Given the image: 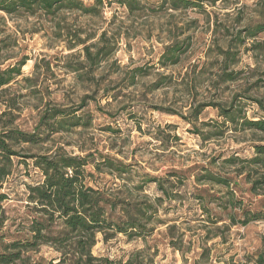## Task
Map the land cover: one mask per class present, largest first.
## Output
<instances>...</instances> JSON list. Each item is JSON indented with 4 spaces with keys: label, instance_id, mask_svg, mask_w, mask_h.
Returning <instances> with one entry per match:
<instances>
[{
    "label": "rangeland",
    "instance_id": "374dc122",
    "mask_svg": "<svg viewBox=\"0 0 264 264\" xmlns=\"http://www.w3.org/2000/svg\"><path fill=\"white\" fill-rule=\"evenodd\" d=\"M82 1L94 2L93 14L39 12L11 20L0 13L1 67L25 61L22 75L6 93L15 97L18 108L11 126L31 133L46 111L90 113L85 127L65 125L64 131L54 133L51 125H41L40 143L15 150L21 155L55 150L81 157L107 155L131 165L128 186L137 184L144 173L164 177L168 171L193 170L180 190L182 197L163 205L169 207L166 218L175 224L180 250L168 245L166 228L158 227L147 239L150 252H155L154 264H256L264 222L227 231L222 223L199 221L205 217L190 193L191 176L202 174L200 167L215 159L216 168L218 155L250 157L259 140L238 127L234 131L221 114L232 107L247 119L261 116L252 101L264 103V33L251 38L246 30L264 24V0H188L200 7L179 3L178 9H173L174 0H136L138 6L132 10L118 0H100L99 5L96 0ZM94 46L103 47L106 54L95 66L84 55V48L94 52ZM172 46L180 49L175 65L161 58L164 49ZM226 51L236 54V63L224 70L221 52ZM224 74H234L235 81H227ZM3 110L0 105V113ZM4 123L9 124L6 119ZM219 171L228 174L232 169ZM101 176L108 188L123 184ZM40 178L36 169L26 170L23 165L10 178L8 185L15 194L7 206L9 236L21 229L15 217L27 211L23 183ZM145 194L154 195V187ZM97 239L93 256L120 258L143 247L122 236L106 244L100 236ZM29 256L31 264H46L57 254L42 246Z\"/></svg>",
    "mask_w": 264,
    "mask_h": 264
},
{
    "label": "trees",
    "instance_id": "16d2710c",
    "mask_svg": "<svg viewBox=\"0 0 264 264\" xmlns=\"http://www.w3.org/2000/svg\"><path fill=\"white\" fill-rule=\"evenodd\" d=\"M118 1L129 10L138 6L136 0ZM179 3L186 7H200L197 2L174 0L173 9H178ZM95 4H101L100 0H96ZM75 11L91 15L95 11L94 2L88 5L82 0H0V13L11 20L22 16L33 17L39 12L55 16ZM259 33H264V24L258 23L246 30V35L251 38ZM2 42L0 40V44ZM94 49L92 52L89 47L84 48V55L86 61L95 66L106 54H103V47L94 46ZM179 51L175 46L165 48L161 58H169L171 65H175ZM221 55L224 70L236 63V54L226 51ZM24 63V60H20L5 68L0 65V105L4 109L0 113V264H31L29 255L42 246L51 248L57 254L46 264H154L155 252H150L147 239L153 236L158 227L166 228L163 235L168 245L179 251L174 239L175 224L166 218L169 207L163 208V205L182 197L180 190L190 179L193 170L186 171L187 174L185 171H168L164 177L144 173L137 184L128 186L126 182L130 180L131 165L107 155L71 156L61 150L51 154L21 155L15 147L36 146L42 141L37 132L41 125H51V131L58 133L66 129L65 125L85 127L90 121L89 112L77 116L52 110L42 114L35 132H23L12 127V121L17 117V102L15 97H9L6 93L22 75ZM233 75L224 74V77L227 81H235ZM252 102L257 105L261 116L247 119L232 107L221 114L234 131L238 127L244 133H251L254 138L259 137L252 145V155H218L216 159L220 164L216 168L212 166L213 159L208 166L199 168L202 174L191 176L194 177V187L190 196L205 217L199 221L212 226L222 223L227 231L232 227L247 228L251 224L264 222V103ZM5 119L9 124H2ZM118 131L113 130V133ZM19 165L26 170L29 167L36 169L41 178L35 183H23V202L27 211L15 217L21 229L9 236L5 226L10 218L7 206L15 193L8 182ZM220 167H228L232 171L225 174L219 171ZM25 175L28 176V173L25 172ZM101 175H109L123 184L116 189L108 188L103 184ZM240 182L246 187L243 188ZM150 187H154V195L151 196L145 194ZM175 188L179 192L176 193ZM212 188L218 192H211ZM216 193L220 196L217 197ZM98 236L104 244L122 236L127 242H141L143 247L120 258L93 256L92 249L98 242ZM254 262L264 264V235L260 237Z\"/></svg>",
    "mask_w": 264,
    "mask_h": 264
}]
</instances>
